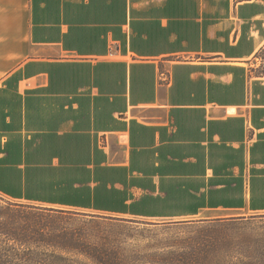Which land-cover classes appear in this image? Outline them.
Segmentation results:
<instances>
[{
    "label": "crops",
    "instance_id": "0c3cea01",
    "mask_svg": "<svg viewBox=\"0 0 264 264\" xmlns=\"http://www.w3.org/2000/svg\"><path fill=\"white\" fill-rule=\"evenodd\" d=\"M0 195L264 213V0H0Z\"/></svg>",
    "mask_w": 264,
    "mask_h": 264
},
{
    "label": "rangeland",
    "instance_id": "374dc122",
    "mask_svg": "<svg viewBox=\"0 0 264 264\" xmlns=\"http://www.w3.org/2000/svg\"><path fill=\"white\" fill-rule=\"evenodd\" d=\"M10 204L56 210L40 214L43 219L53 216L42 220L46 231L82 240L90 249L102 250L114 264H184L182 258L193 264H264V213H241L223 222L150 220L50 208L0 195V212ZM197 243L200 246L193 249ZM88 252L57 253L70 264H97Z\"/></svg>",
    "mask_w": 264,
    "mask_h": 264
},
{
    "label": "trees",
    "instance_id": "16d2710c",
    "mask_svg": "<svg viewBox=\"0 0 264 264\" xmlns=\"http://www.w3.org/2000/svg\"><path fill=\"white\" fill-rule=\"evenodd\" d=\"M42 213H57L56 210L35 208L24 205L10 204L0 212V264H70L62 254L86 255L91 252L93 262L97 264H114L102 250L90 249L71 236H61L48 232V225L42 220L53 216ZM229 218L209 220L207 222H223ZM200 246V243L192 244ZM202 245V243H201ZM85 247L86 250L81 249ZM84 248V249H85ZM56 253V254H55ZM184 264H193L190 258ZM179 262V261H177Z\"/></svg>",
    "mask_w": 264,
    "mask_h": 264
}]
</instances>
